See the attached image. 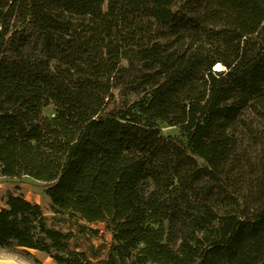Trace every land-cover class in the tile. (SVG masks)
I'll return each mask as SVG.
<instances>
[{
  "label": "trees",
  "instance_id": "obj_1",
  "mask_svg": "<svg viewBox=\"0 0 264 264\" xmlns=\"http://www.w3.org/2000/svg\"><path fill=\"white\" fill-rule=\"evenodd\" d=\"M0 171L110 234L101 258L10 192L1 247L264 264V0H0Z\"/></svg>",
  "mask_w": 264,
  "mask_h": 264
},
{
  "label": "rangeland",
  "instance_id": "obj_2",
  "mask_svg": "<svg viewBox=\"0 0 264 264\" xmlns=\"http://www.w3.org/2000/svg\"><path fill=\"white\" fill-rule=\"evenodd\" d=\"M217 67V66H216ZM214 69V68H213ZM55 107L53 104H49L43 108V112L46 115H53ZM159 128L164 135L176 134L180 132V128L173 125H168L166 122H159ZM12 193L23 194L27 199L32 202L39 203L44 213L49 217L50 222L55 226L62 228L63 230H74L76 233V239L73 242L80 243V248L89 249L94 247L95 249L101 248L102 257H106V252L110 243V234L105 231L103 223H86L79 220L73 214L67 212L63 214L55 215L50 206V199L45 195L41 183H38L27 176L21 177H6L1 174L0 171V208L5 206L7 195ZM79 224H84L91 228H97L98 234L85 230L82 232L79 229ZM99 260V259H98ZM94 261H97L94 259ZM0 264H58L54 259L48 256L46 253L25 248H4L0 246ZM154 264V263H148Z\"/></svg>",
  "mask_w": 264,
  "mask_h": 264
},
{
  "label": "bare ground",
  "instance_id": "obj_3",
  "mask_svg": "<svg viewBox=\"0 0 264 264\" xmlns=\"http://www.w3.org/2000/svg\"><path fill=\"white\" fill-rule=\"evenodd\" d=\"M217 67L223 69L224 66L221 63H217Z\"/></svg>",
  "mask_w": 264,
  "mask_h": 264
}]
</instances>
